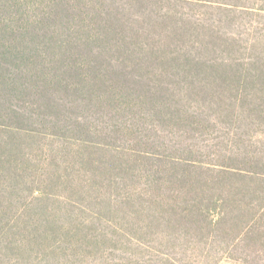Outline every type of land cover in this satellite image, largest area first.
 Returning <instances> with one entry per match:
<instances>
[{
	"label": "trees",
	"instance_id": "1",
	"mask_svg": "<svg viewBox=\"0 0 264 264\" xmlns=\"http://www.w3.org/2000/svg\"><path fill=\"white\" fill-rule=\"evenodd\" d=\"M131 20L146 81L93 54ZM224 260L264 264V0H0V264Z\"/></svg>",
	"mask_w": 264,
	"mask_h": 264
},
{
	"label": "rangeland",
	"instance_id": "2",
	"mask_svg": "<svg viewBox=\"0 0 264 264\" xmlns=\"http://www.w3.org/2000/svg\"><path fill=\"white\" fill-rule=\"evenodd\" d=\"M126 21V20H125ZM128 21V20H127ZM132 22H136L134 24H131V26L134 27L137 31L139 30V27H143L142 24H140V21L131 20ZM127 28V25H125ZM157 33V34H156ZM150 34V35H148ZM120 35L117 36L115 39H111L113 42H100L102 47H105L106 45H117L115 49L109 50L108 52H102L99 50V53H95L96 50L93 51L94 58L100 60L101 62L105 61H113L114 65H109L103 63V65L106 67L107 71L109 70L111 74H115V76H137V75H143L144 81L148 80L147 74V67L150 68V71L152 73H156L152 66L148 65L146 62L143 61H153L155 58H157V53H153L158 51L155 43H162L163 45H166V41L168 38L166 35H162L159 33V31L150 33V32H140L137 35L140 36H132L128 39L124 40V38H120ZM131 36V35H130ZM150 37V38H149ZM131 42V45H128L126 47V43ZM166 50V49H165ZM159 53V52H158ZM142 60V61H141ZM142 66H145V68H142ZM110 67H113L114 69L110 70ZM102 73H104V68H102ZM51 75L54 74H63L65 72L63 71H56L53 73L48 72ZM148 75V74H147ZM152 76V75H151ZM150 76V77H151ZM134 81V80H133ZM221 264H242L239 261L236 260H224Z\"/></svg>",
	"mask_w": 264,
	"mask_h": 264
}]
</instances>
